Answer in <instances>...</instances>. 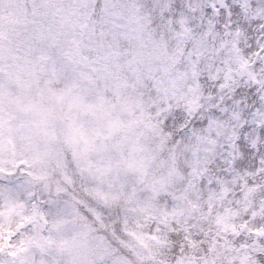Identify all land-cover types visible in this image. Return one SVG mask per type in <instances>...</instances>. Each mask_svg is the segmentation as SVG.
I'll return each instance as SVG.
<instances>
[{"label":"snow or ice","instance_id":"1","mask_svg":"<svg viewBox=\"0 0 264 264\" xmlns=\"http://www.w3.org/2000/svg\"><path fill=\"white\" fill-rule=\"evenodd\" d=\"M48 7L87 18L51 36L53 51L71 41L134 62L155 162L103 201L67 154V179L54 172L46 191L26 186V162H0V264H264V0Z\"/></svg>","mask_w":264,"mask_h":264},{"label":"rangeland","instance_id":"2","mask_svg":"<svg viewBox=\"0 0 264 264\" xmlns=\"http://www.w3.org/2000/svg\"><path fill=\"white\" fill-rule=\"evenodd\" d=\"M59 2L0 0V162H26V186L39 181L46 191L54 172L63 177L67 154L103 201L149 173L155 155L145 139L152 125L136 92L141 81L132 60L114 48L71 41L51 49V36L82 32L87 23L74 9L48 7ZM23 3L39 9L26 14ZM60 213L78 217L70 202ZM32 228L38 235L41 225L33 222Z\"/></svg>","mask_w":264,"mask_h":264},{"label":"water","instance_id":"3","mask_svg":"<svg viewBox=\"0 0 264 264\" xmlns=\"http://www.w3.org/2000/svg\"><path fill=\"white\" fill-rule=\"evenodd\" d=\"M73 110V109H72Z\"/></svg>","mask_w":264,"mask_h":264}]
</instances>
